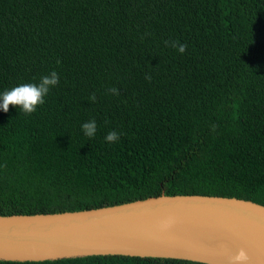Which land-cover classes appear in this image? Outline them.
<instances>
[{"label": "trees", "instance_id": "obj_1", "mask_svg": "<svg viewBox=\"0 0 264 264\" xmlns=\"http://www.w3.org/2000/svg\"><path fill=\"white\" fill-rule=\"evenodd\" d=\"M52 71L59 83L36 112L0 109L1 216L161 195L264 206V0H0V93ZM92 119L89 138L81 125Z\"/></svg>", "mask_w": 264, "mask_h": 264}, {"label": "water", "instance_id": "obj_2", "mask_svg": "<svg viewBox=\"0 0 264 264\" xmlns=\"http://www.w3.org/2000/svg\"><path fill=\"white\" fill-rule=\"evenodd\" d=\"M264 264V206L202 195L150 197L96 209L0 215V261L40 262L94 255Z\"/></svg>", "mask_w": 264, "mask_h": 264}, {"label": "clouds", "instance_id": "obj_3", "mask_svg": "<svg viewBox=\"0 0 264 264\" xmlns=\"http://www.w3.org/2000/svg\"><path fill=\"white\" fill-rule=\"evenodd\" d=\"M168 44V41H165ZM171 46L177 48L180 53L186 51L187 45L177 44L172 42ZM146 79L150 77L146 76ZM59 83V75L56 71L50 72L48 75L42 76L39 83H24L0 93V109L4 112L9 110V106L19 107L25 114L36 112L38 106L45 103V97L50 92L52 87ZM108 91L112 94H118V89L115 87L109 88ZM90 100L95 102V94L90 96ZM84 135L89 138L95 136L97 132V123L95 119L85 122L81 125ZM120 134L116 131H110L105 136V141L109 143L117 142ZM230 264H247L248 255L244 249H240L234 256L229 258Z\"/></svg>", "mask_w": 264, "mask_h": 264}]
</instances>
